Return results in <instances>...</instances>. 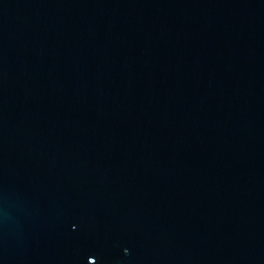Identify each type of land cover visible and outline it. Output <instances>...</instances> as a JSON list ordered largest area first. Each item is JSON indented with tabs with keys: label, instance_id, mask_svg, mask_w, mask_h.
Listing matches in <instances>:
<instances>
[{
	"label": "water",
	"instance_id": "obj_1",
	"mask_svg": "<svg viewBox=\"0 0 264 264\" xmlns=\"http://www.w3.org/2000/svg\"><path fill=\"white\" fill-rule=\"evenodd\" d=\"M0 264H264V0H0Z\"/></svg>",
	"mask_w": 264,
	"mask_h": 264
}]
</instances>
